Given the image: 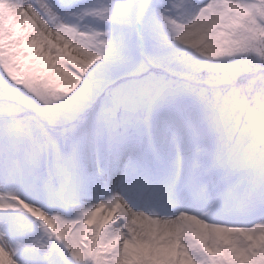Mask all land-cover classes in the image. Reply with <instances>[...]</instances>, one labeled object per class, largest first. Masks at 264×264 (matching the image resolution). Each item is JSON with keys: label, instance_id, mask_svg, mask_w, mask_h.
I'll use <instances>...</instances> for the list:
<instances>
[{"label": "snow or ice", "instance_id": "obj_1", "mask_svg": "<svg viewBox=\"0 0 264 264\" xmlns=\"http://www.w3.org/2000/svg\"><path fill=\"white\" fill-rule=\"evenodd\" d=\"M0 264H264V0H0Z\"/></svg>", "mask_w": 264, "mask_h": 264}]
</instances>
